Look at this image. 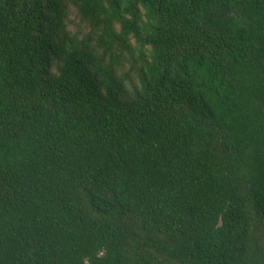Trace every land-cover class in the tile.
<instances>
[{
    "label": "trees",
    "instance_id": "trees-1",
    "mask_svg": "<svg viewBox=\"0 0 264 264\" xmlns=\"http://www.w3.org/2000/svg\"><path fill=\"white\" fill-rule=\"evenodd\" d=\"M0 264H264V0H0Z\"/></svg>",
    "mask_w": 264,
    "mask_h": 264
}]
</instances>
